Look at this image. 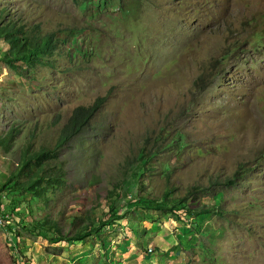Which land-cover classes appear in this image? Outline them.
Returning <instances> with one entry per match:
<instances>
[{
  "label": "rangeland",
  "instance_id": "1",
  "mask_svg": "<svg viewBox=\"0 0 264 264\" xmlns=\"http://www.w3.org/2000/svg\"><path fill=\"white\" fill-rule=\"evenodd\" d=\"M4 8L75 36L35 77L0 63V135L42 126L55 140L75 109L99 100L62 154L57 210L123 218L85 242L50 243L28 232L26 214L0 207L1 264H264V0H0ZM143 149L146 171L126 184ZM16 154L0 149V173ZM162 167L184 210L140 207L138 197L166 188ZM204 206L210 213L189 212Z\"/></svg>",
  "mask_w": 264,
  "mask_h": 264
},
{
  "label": "trees",
  "instance_id": "2",
  "mask_svg": "<svg viewBox=\"0 0 264 264\" xmlns=\"http://www.w3.org/2000/svg\"><path fill=\"white\" fill-rule=\"evenodd\" d=\"M74 1L79 5H87L91 2V0ZM70 36H75V29L45 31L40 23L27 19L22 12L4 8L0 11V63L18 72L25 70L22 72L23 75L26 73L27 76L35 77V68L54 67L58 59L63 57V50L69 46ZM17 63H23L25 67L21 68ZM101 104L97 100L92 106L75 109L68 121L62 125L55 140L49 139L51 136L45 133L42 126L33 129L12 126L11 129L1 132L0 149L5 155H10L13 148H17V154L8 172L0 173V207L7 214L19 216L16 210L26 214L28 232L46 242L82 243L92 236H100V231L112 223L111 218H123L117 215L114 208L108 220H104L100 215L67 218L68 209L65 207L58 211L56 205L57 200L62 204L65 203L64 194L67 190L64 172L66 163L62 159V154L66 146L77 138L83 127L91 121ZM42 137L44 139H41ZM145 150L143 149L138 166L126 184L132 186L146 171L147 161L151 155H145ZM170 173V167H162L161 174L167 181L166 188L159 199H150L145 195L138 197L140 207L170 210L168 205L171 204L176 210L187 208L185 200H178L174 195L177 186L169 182ZM233 182L234 178H228L225 184L230 185ZM207 183L212 186L218 184L219 179L208 177ZM195 187L198 192L203 190L200 189V185ZM193 193L195 191H191L189 196ZM2 198L8 202L6 205H3ZM162 203H167V207ZM198 211L189 212L191 215L208 214L211 208L204 206ZM66 228H68L67 232ZM9 230L12 229L9 227ZM9 232H12L11 234L18 240H22L18 232ZM5 250L8 259V250ZM21 258L28 260L24 255ZM9 259L13 260L12 257Z\"/></svg>",
  "mask_w": 264,
  "mask_h": 264
}]
</instances>
